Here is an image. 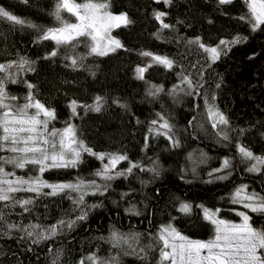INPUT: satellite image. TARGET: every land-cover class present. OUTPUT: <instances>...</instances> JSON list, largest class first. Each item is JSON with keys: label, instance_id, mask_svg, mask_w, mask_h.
<instances>
[{"label": "trees", "instance_id": "obj_1", "mask_svg": "<svg viewBox=\"0 0 264 264\" xmlns=\"http://www.w3.org/2000/svg\"><path fill=\"white\" fill-rule=\"evenodd\" d=\"M57 2L0 0V8L27 22L20 25L0 19V63H12L9 71L16 73L18 81L7 85L8 92L20 104L31 92L35 100L55 110L50 128L70 123L93 153L126 155L128 161L120 162L114 172L125 170L130 162L141 167L105 181L93 173L103 167L107 156L100 163L96 156L84 153L75 168L42 174L52 184L95 179L100 191L86 189L82 203L75 202L79 193L69 190L55 195L16 193L18 199L34 201L27 206L29 211L0 202L7 217L0 227V264H80L82 260L86 264L85 258L93 254L115 256L120 264H159L155 240L161 225L171 223L191 239L208 240L214 235L198 205L220 209L217 218L228 222H238L237 212H245L254 228H264V214L231 202V194L240 185H247L248 193L264 196V174L248 171L251 164L238 151V146H246L255 156L264 157V25L253 31L240 19L248 11L243 0L229 4L104 0L107 11L127 14L131 21L112 29L111 37L122 47L104 56L89 54L84 43L64 48L40 39L44 31L57 26L53 15ZM157 11L167 14L162 19L170 28H162L155 19ZM61 15L75 22L71 13ZM197 38L205 47H218L219 59L213 62L199 44L189 43ZM237 38L240 42L232 43ZM220 40L227 43L220 45ZM52 51L57 55L51 56ZM145 51L172 60L173 67L142 56ZM66 57L77 59L78 66L73 67ZM21 59L31 62V68L17 69ZM137 67L147 68L143 79ZM185 77L192 81L191 87H180ZM28 84L34 87L29 89ZM156 88L161 91L151 95ZM97 96L103 98L99 112L82 106L93 104ZM73 100L76 114L69 107ZM209 104L227 118V125L213 128ZM165 121L171 125V140L155 133ZM225 159L230 161L228 168L222 167ZM31 167L17 169L16 174L37 175ZM217 168L222 171L209 176ZM104 184H108L106 191ZM48 192L50 188L43 189ZM181 202L192 205L190 214L178 211ZM60 221L65 223L55 236L40 239L36 235L48 236L46 229ZM8 224L20 227L8 228ZM114 231L127 235L132 248H114L109 242ZM133 235L138 241L131 240Z\"/></svg>", "mask_w": 264, "mask_h": 264}, {"label": "snow or ice", "instance_id": "obj_2", "mask_svg": "<svg viewBox=\"0 0 264 264\" xmlns=\"http://www.w3.org/2000/svg\"><path fill=\"white\" fill-rule=\"evenodd\" d=\"M156 2L160 3L161 0H156ZM163 2L169 4L171 0H163ZM243 2L248 11L240 19L246 20L255 31L264 25V0H243ZM219 3L229 4L232 3V0H219ZM107 8L108 4L104 0H83L81 3H76L74 0H58L53 13L57 26L44 31L40 39L52 40L57 46L64 48H74L78 44L84 43L89 49V54L107 55L109 51H115L116 48L122 47L119 40L110 37L111 29L131 23L127 14L113 15L107 11ZM62 11L71 13L75 17V22L65 20L61 15ZM166 15L165 12H154L155 19L160 21L164 29L171 27L163 22L162 18ZM0 19L20 25L27 23L3 8H0ZM29 26L35 27V25ZM105 41L107 43H104ZM239 42L240 38L232 41V43ZM189 43L199 44L200 48H204L210 54L213 62L219 59L218 47H205L198 38L195 41H189ZM219 43L225 45L227 42L220 40ZM50 55L56 56L57 52L52 51ZM141 55L151 57L154 62L169 69L173 67V61L166 57L153 55L147 51L142 52ZM66 59H71L73 67L78 66L77 59L71 57H66ZM25 65H28L29 69L31 68V62L23 59L15 67L22 71ZM12 68V63H0V153H7V155L0 154V202H5V207L18 205L25 211H29L27 206L34 201L31 198L18 199L15 194L19 192L55 195L69 190L79 193L75 202L82 203L87 194L86 189L93 188L100 191L101 185L97 184L95 179L87 181L79 179L76 183L52 184L42 178V174L51 169L75 168L81 162L82 153L85 152L95 155L101 161L107 156V163L93 173V176L100 177L105 181L126 176L134 168L141 167L139 164L130 162V166L125 170L114 172L120 162L128 161L126 155L93 153L91 148L77 140L74 127L70 123L63 129H57L54 126L50 128L49 125L56 118L55 110H50L35 100L31 92L24 98V103H14L18 97L11 95L7 90L8 84L18 82L16 73L9 71ZM146 70L145 67H137L138 77L143 79V73ZM185 81L190 87L192 86V81L187 77H185ZM33 87L28 84L29 89ZM159 91L161 89L156 88L150 94L155 95ZM189 94L191 95V93ZM102 100V97L97 96L93 104L82 106L99 112ZM208 103L206 100V104ZM69 107L72 113L76 114L77 101H71ZM30 109H34V111H30ZM208 117L213 120V128L229 123L227 118L210 104ZM152 123L156 124L157 121H152ZM149 131L151 132L153 129H149ZM170 132L171 125L166 121L160 125L159 129H155L157 135L165 136L171 140ZM223 138L225 140L229 138L227 132L223 133ZM238 151L243 160L255 161L248 171H260V165H264V157L255 156L246 146H238ZM29 166H32L30 171L38 174L27 176L16 174L15 170H23ZM229 166L230 161L225 159L222 167L228 168ZM151 171L155 172L156 169L153 168ZM220 171H222L221 168L214 169L209 172V176ZM225 178L224 176L217 177V179ZM247 187V185L238 186L231 194V202L242 205L252 213L264 214V196H260L256 192L248 193ZM44 188H50L51 192L43 193ZM103 188L106 191L108 184H104ZM196 207L202 210L204 219L215 226L214 235L208 240L191 239L178 232L171 223L161 225L155 240L160 254L159 264H264V228H254L250 223L252 219L250 215L245 212H237V215L242 217V222L234 224L217 218L220 209L211 210L203 205ZM178 211L182 214H190L192 205L181 202ZM6 219L3 211L0 210V227L4 225ZM78 219H84V217L80 216ZM173 219L175 218L173 217ZM64 223V221H60L59 225L54 224L46 229L48 236H43L39 232L36 235L40 239H48L55 236L58 227ZM72 223L70 221L67 226L71 227ZM7 227L17 228L20 226L8 224ZM31 227L37 226L32 225ZM28 235H33V232L29 231ZM138 239L139 237L136 235L131 237L132 241H138ZM109 242L114 248H122L123 245L132 248L128 236L115 231L109 238ZM133 251L135 250L133 249ZM124 254L129 253L124 252ZM85 259L89 264H120L119 259L115 256L101 258L93 254ZM80 264H85V261H80Z\"/></svg>", "mask_w": 264, "mask_h": 264}, {"label": "rangeland", "instance_id": "obj_3", "mask_svg": "<svg viewBox=\"0 0 264 264\" xmlns=\"http://www.w3.org/2000/svg\"><path fill=\"white\" fill-rule=\"evenodd\" d=\"M113 15H116V14H113ZM115 28V27H114ZM113 29V28H112ZM112 29H111V31H112ZM111 31H110V33H109V35H110V37H111ZM112 38V37H111ZM104 43H107L106 41L104 42ZM209 54V53H208ZM210 55V54H209ZM210 58H211V56H210ZM180 87H182V88H187V87H189V85H188V83L185 81V80H183V83H181L180 84ZM179 87V88H180ZM172 92L174 93V92H179V91H175L174 89L172 90ZM30 111H34V109H30ZM64 127H66V126H64ZM63 127V128H64ZM74 127V126H73ZM63 128H61V129H63ZM74 130H75V128H74ZM75 133H76V130H75ZM76 138H77V140L78 141H81L79 138H78V136H77V134H76ZM82 154H84V153H82ZM85 154H89V153H86L85 152ZM91 155V154H90ZM93 156H95V155H93ZM96 158V157H95ZM97 159V158H96ZM99 160V159H98ZM99 162L101 163V160H99ZM105 163H107V158H106V160H105ZM104 163V164H105ZM249 163L251 164L250 165V167L252 166V164H254L255 163V161H249ZM103 164V165H104ZM121 164H118L117 165V168L120 166ZM255 172H261L262 174H264V165H260V171H255ZM219 219V218H218ZM242 222V217H240V219H239V221L238 222H230V223H234V224H239V223H241ZM213 226V228L215 227L214 225H212ZM201 240V239H200ZM86 264H89V262L87 261V263Z\"/></svg>", "mask_w": 264, "mask_h": 264}]
</instances>
